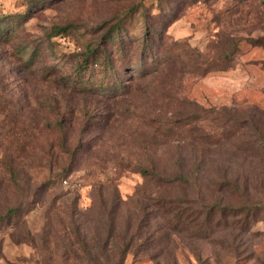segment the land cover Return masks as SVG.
<instances>
[{"label": "rangeland", "instance_id": "rangeland-1", "mask_svg": "<svg viewBox=\"0 0 264 264\" xmlns=\"http://www.w3.org/2000/svg\"><path fill=\"white\" fill-rule=\"evenodd\" d=\"M238 2L0 0V264H264V11L224 30ZM133 9L117 80L84 70Z\"/></svg>", "mask_w": 264, "mask_h": 264}, {"label": "trees", "instance_id": "trees-1", "mask_svg": "<svg viewBox=\"0 0 264 264\" xmlns=\"http://www.w3.org/2000/svg\"><path fill=\"white\" fill-rule=\"evenodd\" d=\"M46 1L47 0H26V6L29 9V8H32V7L37 6L39 4H43ZM237 4H238L237 5L238 7H236V9L233 12H230V10H227L225 12L224 18L219 20V22H221L220 27L224 28V30L229 26L228 24L230 23V21L232 22L236 18H238L240 21H242V20H245L252 13L258 14L261 10L264 11V7L261 6L259 3L255 2L254 0H239V2ZM130 11L124 12L123 15L121 16V18L120 17L115 18V22L108 28V31L104 35H102L101 39L105 40L103 43H100V41H99L96 44H91V45L86 44L84 46V51H83L84 53H83V60H82L84 70L87 69V67H92L93 65L99 63L102 72L104 74L107 73V75H104L101 73L102 78L103 77L104 78L109 77V79H113L115 77V79L117 80L116 76L113 77V72H116L118 70L116 68L117 58H116V56L112 55L111 51L108 52V50L115 47V48H117L119 55H122V57L125 58L127 56V54L130 52L132 46L134 45V40H131L130 45H128V47L125 50L124 44H126V43H124L125 39L123 38V35H122V33L124 32V27H123L122 22L125 21L129 17L130 13L134 14L138 10L133 9ZM142 13H143V15L145 14L144 11ZM23 15L24 14H17V16H20V17H22ZM142 23H144V27H143V31H142V35H141V42H139V44L141 43V47L138 49V51H139V54L144 53V55H145V54H148V52H150L146 48V46L152 44V42L155 40V36H156L158 31L153 29L151 26H149L145 19L142 20ZM66 28H67L66 26H55L54 27L55 33L51 32L47 35V37L60 34L61 32H66ZM13 32H15V28H13V25L0 27V37H2V35H3L9 39L10 37L13 36V34H14ZM213 38L215 40L214 41L215 44L218 46V50H217L218 55H221V56L223 55V57L225 58V57H230L231 53L236 52L237 37H235L233 34L226 33L225 35L221 34L220 36H216V37L213 36ZM117 41H118V43H117ZM223 43H225V46H223ZM226 48H227V50H226ZM73 82L75 84H80L79 81L73 80ZM56 125H57V127L58 126L60 127V124H56ZM141 173L144 176L154 175V172L152 169H142ZM207 210H208V207L206 208L205 211L203 209L204 219H202V220H204V221H206V219H207L206 217L210 214V207H209V210L208 211ZM239 210L240 209L238 206H232L229 204H221L220 203V205L218 206L217 209L214 210L212 215L215 216V214H216V216H217V214H218L219 216H217V218L220 221H224L225 223H228V220H232V218L240 212ZM10 211L12 213L14 212L13 209H10ZM168 212H170V211H168ZM188 218H191V220H192V215H190ZM198 218H199V215L196 216L194 213V221H196ZM179 221H184L183 217L181 219L172 218V220H170V223H175V224L183 223V222H179ZM188 221H189V219H187V223H188ZM187 223H185V224H187ZM110 236H111V234L108 232L106 234V236L104 237V241H103L104 244L102 243L103 246H105L106 244L107 245L109 244L108 240H109ZM148 242H150V241H148ZM94 260L99 261L98 259H95V258H94ZM105 261H106V258H105Z\"/></svg>", "mask_w": 264, "mask_h": 264}]
</instances>
